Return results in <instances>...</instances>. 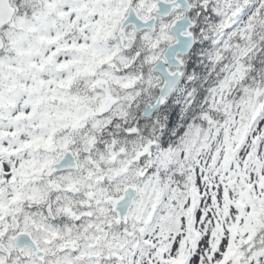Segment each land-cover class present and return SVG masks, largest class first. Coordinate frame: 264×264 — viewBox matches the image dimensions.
<instances>
[{
    "label": "snow or ice",
    "instance_id": "6c2138e0",
    "mask_svg": "<svg viewBox=\"0 0 264 264\" xmlns=\"http://www.w3.org/2000/svg\"><path fill=\"white\" fill-rule=\"evenodd\" d=\"M0 264H264V0H0Z\"/></svg>",
    "mask_w": 264,
    "mask_h": 264
}]
</instances>
